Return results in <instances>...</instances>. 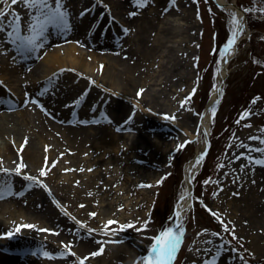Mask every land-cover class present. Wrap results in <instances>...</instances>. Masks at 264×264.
<instances>
[{"label": "rangeland", "instance_id": "rangeland-1", "mask_svg": "<svg viewBox=\"0 0 264 264\" xmlns=\"http://www.w3.org/2000/svg\"><path fill=\"white\" fill-rule=\"evenodd\" d=\"M227 1H235L249 10L246 12L247 23L250 14L254 18L259 17L262 22H257V32L249 26L243 27L237 51L228 61L224 86L219 102L214 106L215 115L212 114L210 121L209 145L205 148L208 151L203 155L204 159L194 173L192 202L185 209L181 220L184 223L185 236L174 264L210 262L218 245H225V248L216 258V264H243L237 259L238 253L247 260V264H264V166L250 163L255 158L264 159V154L254 155L249 152L251 148H264V144L259 140L250 139L256 136L264 140V11L254 9H264V0ZM54 2L55 0H50L53 5ZM93 4L94 0H66L67 9L70 11L69 24L73 26L68 33H82L85 39L95 43V50H103L106 53H112L122 47L125 51L123 58L138 63L135 76L140 77L136 82H132V86L135 87L134 90L138 87L148 93L146 99L144 95H138L142 97L140 103L138 98L109 88L103 81L99 82L93 78L90 73L67 65L49 74L41 71L39 79L35 82H19L15 76L21 71L23 74L22 65L26 61L18 60L16 64H10L9 72H0V75L5 74L7 78L5 84L0 80V97L15 101L10 106H1L2 111H15L18 115V111L25 107L24 102L20 101L27 96L30 88L37 87L40 93L47 88L54 95L61 93L64 97L74 94L79 98L86 93L83 108L91 106L93 115L98 109L93 101V96L96 95L106 114L102 119H85L89 123L84 125H94L91 121H98L102 129H121L117 131L121 135L131 128L136 134V147L141 146L140 152L138 155L134 153H137V150L134 151L128 146L127 137L121 138L117 152L105 151L103 148L94 151L92 146L87 147L89 152L83 151L77 158L91 159L97 165L80 170L78 183L83 185L87 180L94 178L99 193L85 201L89 203L84 205L85 207L67 210V201L61 197L63 194L56 186L59 182L77 186L71 180L74 171L72 166L76 165L77 158L64 157L65 146L57 144V141L55 143L53 140L56 139L48 135L49 140L54 143L53 146H56L55 153L61 154L52 161L57 169L63 172L58 182H52L48 173L45 177L33 174L47 186L43 188L33 185L38 189L37 193L47 207L42 205L44 210L34 209L35 213H31L8 200L14 212L8 219V216L1 213L6 201L0 200V224L7 226L10 221L22 224L19 212L24 211L32 218L31 224L35 228L47 229L49 235L50 232L62 230L61 235L74 241V245L64 251L68 256L67 264H79V260L85 256L88 257L85 264H139L141 258L148 255L154 242L153 238L175 221L176 204L185 189L186 166L193 160L197 151L206 145L203 131L191 138L187 128H191V131L197 128V117L203 112L212 89L218 83L217 72L224 60L218 49H222L232 31L236 30L237 24L233 20L240 22L242 17L236 8L220 6L214 0H176L175 6L171 5L170 0H151V3L143 8L137 7L135 0H99L97 6L93 7ZM9 5L10 0L8 4H0V10L15 14H21L20 11L26 13L21 14V34H29L25 31L27 10L19 7L20 11H17L15 8L19 4L10 7ZM86 9L90 10L89 13L81 16L80 13ZM133 11L137 13L136 16L129 15ZM232 13H235V17ZM176 16L182 20L178 19L181 23L180 30H173V26L177 25ZM12 19L11 15L5 17L6 22ZM123 28L129 29V32L124 34ZM7 31L10 29L6 27L5 33L0 34L5 38L4 42H7ZM57 34L50 30L47 41L54 38L51 42H60L57 44L61 46L46 43L41 49L44 53L46 50L52 51L54 47H63V42L71 40L67 35L58 38ZM48 45L49 49L46 48ZM81 45L83 46L79 50L87 53L89 48ZM26 58L23 57L24 60ZM1 67L3 65L0 63V69ZM170 103L176 104L179 109L176 116L167 114L170 113ZM35 107L32 106V115L39 112L38 106ZM77 108L81 109V104L77 105ZM113 108L116 110L112 111ZM65 111L69 113L70 109L65 108ZM245 112H248V116L241 118ZM161 113L163 117H159ZM130 116L132 122L126 123ZM145 124H152L155 129L149 132L137 131V134V125L142 127ZM14 136H0V167L13 173L9 176L0 172V186L9 184L13 177H17L14 170L19 164V156L10 157L6 154L11 142L17 148L22 143ZM157 139L160 141H156ZM239 144H245L247 147L239 148ZM41 145L40 143L39 146ZM155 145H160L159 149ZM181 145L183 147H180ZM65 164L68 169L63 170ZM140 164H146L142 169L150 172L151 176L138 175ZM27 166L34 172L47 170L45 166L33 165L30 162H27ZM64 173L70 174L69 178L64 177ZM23 175L30 174L21 172L20 176ZM206 180L209 181L207 184L204 183ZM108 185L110 190H103ZM19 190L25 192L23 188ZM233 193L238 195L234 196ZM109 201H114L115 206L105 210L109 207ZM8 212L10 210H7ZM90 213H96V216L93 217ZM108 220H115L117 223L105 228ZM76 221L85 225L84 229L79 230V236L69 231L78 229ZM123 223H133L135 228L120 231L119 225ZM225 224L229 228L227 233L223 230ZM88 229L94 231L87 233ZM113 229L117 231L115 236L112 235ZM233 230L236 239H233ZM104 232L108 235L105 236ZM212 233L218 235L213 236ZM4 234L5 232H0V238L3 237L2 242L0 241V252L14 256L19 264H59L56 262L59 260H51L52 263H49L50 260L43 258V248L49 246L61 250L58 246L51 245V242L37 236L19 234L13 238ZM97 240L109 242L97 244ZM208 240L213 243L208 244ZM17 242H20L19 247ZM16 246L18 249H13ZM101 247L104 248L101 255L92 257L91 253L99 251ZM72 252L76 255L72 256Z\"/></svg>", "mask_w": 264, "mask_h": 264}, {"label": "bare ground", "instance_id": "bare-ground-1", "mask_svg": "<svg viewBox=\"0 0 264 264\" xmlns=\"http://www.w3.org/2000/svg\"><path fill=\"white\" fill-rule=\"evenodd\" d=\"M219 1H225V0H219ZM19 7L25 8L24 5L19 4V6H16L15 9H17V11H20ZM20 12L21 14L26 15V13H24L23 11ZM21 14L18 15L20 16V20L22 22L23 19ZM168 16L170 17L171 14ZM175 18H177L176 20L177 25L173 26V30H180L181 23L178 22L179 16H176ZM179 21L182 20L179 19ZM93 27L95 26L93 25ZM77 33L79 32H73V33L66 32L59 35L57 34L56 36L58 38L66 37L67 35V37H70L71 40H68L66 43L63 42L64 43L63 47H57V48L54 47L55 49H53L52 51L46 50L47 52L44 53V51L40 49L39 51L32 53L31 55L25 56L27 57L26 60L23 59L24 56L18 54L15 51V48H12L15 47V45H12L8 41L4 42L3 48L6 54L0 55V63L3 65V67H1L2 69H0V72L2 73L9 72L11 70L10 64H16L17 62H19L18 60L26 61L25 64L22 65L24 66L23 74L21 71L19 75L15 76L17 79L16 81L23 82L24 80H27L30 81V83H32L37 81V79H39L41 71L43 72L45 71V73L49 74L55 69L67 65L82 72L86 71L90 73L92 77L94 76L93 78H95L99 82L103 81L109 88L116 89L118 91H123V93L132 96V98L135 99L138 98L140 103L142 102L141 100L142 97L140 98L138 95L142 94L144 95V98L145 96H148V93L141 91L138 87H136V90H134L135 87L132 86V82H136L137 79H139L140 77V76H135L137 75L136 67L138 66V63L136 64L133 63L132 60L124 59L123 55L125 51L122 49V47L115 49L114 52L112 53H106V51L104 52L103 50H95L94 48L95 43H92L90 40L85 39L82 33L79 34ZM240 37H241V33L238 32L236 44L233 46L232 50L228 53L226 61L223 60V62L220 63L217 72L218 83L212 89L209 100L207 102V105L203 113L197 117L198 119L197 128H193V131H191V128H187L190 130L189 136L191 138L197 135V133L200 131H203L204 133L207 134L209 133L210 121L212 118L211 109L214 108L213 100L216 99L222 88L223 85L222 79L226 76L228 72V61L236 53ZM53 39L54 38H51L49 42L46 41V43L49 45L54 44L55 46H61L57 44L60 42L57 43L51 42ZM81 44H84L89 48V51H87V53L79 50L83 46ZM9 45L11 46V49ZM49 45L46 46V48H48ZM61 52L63 53L62 55L60 54ZM29 61L31 62V64ZM6 79L7 78L5 74L0 75V80L4 82V84ZM0 89H2V85H0ZM31 99H38L39 102L43 104L44 107L48 110V112L51 113V115H46L45 112L40 109V107H38L39 112L37 114L32 115L31 114L32 106L35 107V105L31 103H26V100L30 101ZM77 99L78 98H76L74 94L64 97V95L62 96L61 93H59L58 95L56 94L54 95L52 92L49 91L48 93L41 96L39 88L37 87H34L33 89L30 88V91H28L27 96L23 97L21 101L19 100L20 102H24L25 107L21 108L18 111L19 113L17 115L15 114L17 113L15 111H10V110L2 111L3 105L10 106L12 103H15V101L6 100L3 97H0V136L3 137L5 135H11V136L15 135L23 143V144L21 143V145H19V147L17 148V146H15V144L11 142L6 149L7 150L6 154L10 157L19 156L18 158L19 163L21 162V158H22L23 162L26 163V165L27 162H30L33 165L45 166L47 168L46 172L48 173V176L50 177L52 182H58V178L63 172L61 171V169L58 170L57 169L58 167L52 166L54 163L52 159L54 160V158H57L61 155L59 153L57 154L55 153L56 146L55 145L53 146L54 144L53 141L55 143L57 141V144L61 146H65L64 157L77 158L80 156L81 152L82 154L84 153L83 151H86V153L89 152V149L87 147H91V146L93 147L91 149L94 151L103 148V150L105 151L111 150V152H117L120 147L121 138L127 137L128 146L131 147L134 151L137 150V153L134 152L135 154L137 155L139 154L140 152L139 149L141 146L136 147L135 145V143L137 142V138L135 137L136 134L134 133L135 131L132 132L131 128L125 130V134L121 135L113 127H111V130L107 127H104L102 129L100 123H95L94 125L92 124L85 126L84 123L81 122V121H85V119H94V118L102 119L103 116H105L106 110L104 109V106L102 105L100 106L99 104L100 100L97 98L96 95L93 96V101L95 103L94 105L98 106L96 107L98 109L97 112L95 111L93 115H92L91 106L85 109L83 108L82 103L85 99L81 102V106L83 109L82 108L78 109L77 105L74 106V102ZM170 104H171L169 107L170 113L167 114L170 115L172 114L171 117L176 116L179 109H177L176 104L175 105L174 103H170ZM143 106H146V104H143ZM65 108H69L70 112L68 113L67 111H65ZM113 110L116 109L113 108L112 111ZM163 116L164 115L162 113L159 115V117H163ZM137 126L138 127L135 128L136 132L137 131L149 132L150 130L155 129V127L152 124H145L142 127L139 125ZM48 135H51L56 140L53 141L49 140V138L47 137ZM25 137H27L28 140L27 144L24 143ZM156 141L159 142L160 139H157ZM40 143L42 144L41 146H39ZM22 145H24L23 151H21ZM146 145L148 146V144ZM155 146H157L159 149L160 145H155ZM134 147H136V149H134ZM202 148L198 150V153L203 151L205 147L203 149ZM255 153L256 152H251V154L254 155ZM256 154L258 155V153ZM46 157L48 161L47 166L45 165ZM261 159H263V157ZM150 162L154 163L153 161ZM75 163L76 165L72 166L74 171L71 180L74 181L77 184V186L72 187L63 182H59L56 186L58 191L63 194V196L61 197L67 201V206H66L67 210H70V208H77L80 205L89 204L88 202L85 203V201H87L90 198H93V195L99 193L98 189H96V186H98L96 184L97 181H95L94 178L87 180L85 183H83V185L78 183L81 176L80 170L84 168L90 169L97 164L93 163L91 159H87V158L86 159L77 158ZM103 163L107 164L106 162ZM196 163L197 162L193 159L186 166V171L184 174L185 189L181 195L183 199L180 197V201L176 204V209H175V213L178 211L180 212V217L179 218L177 217L178 219H181L183 217L184 211L190 203V199H191L190 191H191L194 173L200 167L199 164ZM143 165L146 167V164ZM144 166L140 164V167H138L139 168L138 175L139 176L143 175V177H145L147 174H149L151 176L150 172L147 173L145 169H142ZM62 169L63 170L68 169L67 165L65 164ZM22 172L23 174L28 173L32 176L33 174L34 175L39 174V172L37 171L34 172L28 166L27 168L23 169ZM69 175L68 173H64V177L68 176L69 178ZM21 177L22 176L13 177L12 181L9 182V184L0 186V197H2L0 200L2 202L6 201V203H3V211L1 213L6 217L8 216V219L12 216V214H14V212H12L13 208H11L12 205L11 203L7 202L8 200L13 201L17 206H21L20 209H27L31 213L33 212L35 213L34 209L44 210L45 207H42V205L46 206L41 200L42 197H40V195L37 193L38 189L35 188L34 186L28 187L27 185L29 184V182L24 181ZM95 178L98 179L97 177ZM81 185L82 187L80 188ZM21 188H23L25 192L19 190ZM103 190H107V191L110 190L109 185L108 187L106 186L105 188H103ZM43 197L45 198L44 195ZM101 200L104 201V199ZM1 201L0 204H2ZM95 205L98 206V204ZM112 205L115 206V202L109 201V205H107L109 207L106 208L105 210H110ZM7 210H10V212L7 213ZM44 212H46V210ZM24 213H25L24 211L19 212L20 222L23 221L22 224H16L15 222H11V221L6 224L7 226H2L0 224V229H2L0 232L2 233L5 232L4 235L8 237H13L21 234L27 236L28 235L37 236L41 239H45L46 241L51 242V245L55 247L58 246L61 250L49 246L43 248L42 250H44V253H48V256L44 255L43 258L50 260L48 261L49 263H52L51 260L53 261L59 260L56 262H58L59 264H67L68 256L64 251L66 249L71 248L72 247L71 245H74V241L64 235H61L60 233H62V230L58 232L59 234H53L52 232H50L49 235L46 231H40V228H38L37 226L36 227L38 229L35 227H33L32 229L23 227L25 224L32 223V218L28 214L26 213L24 214ZM47 217L49 216L47 215ZM18 227L20 230L17 232L16 229ZM2 239L3 237L0 238V241ZM19 243L20 242L16 243L18 247L20 245ZM68 245H70V247H67ZM17 246L13 247V249H18ZM62 251L64 253L63 256H61ZM54 256L56 258H53ZM0 264H19V262L17 259H15L14 256L0 252Z\"/></svg>", "mask_w": 264, "mask_h": 264}, {"label": "snow or ice", "instance_id": "snow-or-ice-1", "mask_svg": "<svg viewBox=\"0 0 264 264\" xmlns=\"http://www.w3.org/2000/svg\"><path fill=\"white\" fill-rule=\"evenodd\" d=\"M137 7L143 8L146 4H150L151 0H135ZM99 3V0H94L93 7L97 6ZM170 3L172 6H175L176 0H170ZM0 4H8V0H0ZM22 4L25 6V9L27 10V18L25 20V31L29 34L23 35L21 34V20L20 16L18 14L12 13L8 10H0V34L5 33L6 27L10 29V31L6 32V39L9 43L12 45H15V50L18 54L22 56H28L32 53H35L39 51L40 49L44 48L45 43L48 39L49 32L52 30L55 33L62 34L68 31H71L72 25L69 24V16L70 11L67 9L66 6V0H55L54 5L53 3H50V0H10V5H18ZM90 10H84L80 13L81 16H84L89 13ZM244 11H249L248 9H244ZM260 11H264V9H260ZM11 15L13 19L11 21H5V17ZM130 16H136L137 13L135 11L129 13ZM232 16L235 17V13H232ZM234 23L237 24V29L232 31L231 37L227 39V42L223 45L222 49H218V53L221 56L222 59L226 61L228 53L232 50L233 46L237 42V34L238 32L242 33L244 31L243 28V21L237 22L235 19L233 20ZM122 32L124 34H127L129 32V29L123 28ZM4 37L0 36V55H4L5 50L3 48L4 43ZM51 83V80L49 81ZM49 89L45 88L43 92L40 93V95H44L48 93ZM143 91V90H141ZM182 91V90H181ZM195 88L193 89V92H195ZM27 95V94H26ZM86 93L81 95L75 102L74 106L81 104V102L85 99ZM190 99V97H189ZM219 101H217L218 103ZM26 103H31L33 105H36L40 107L42 111L45 112L46 115H51L50 112L44 107L43 104L39 102L38 99H31L30 101L26 100ZM67 107V105H66ZM213 116L215 115L216 109H211ZM248 116V112L243 113V117ZM82 123H89V121H81ZM132 117L130 116L126 123H131ZM91 123H98V121H91ZM111 123V121H109ZM237 123H239V120H237ZM121 129L117 128L116 131H120ZM204 135H207L205 133ZM252 140H259L261 144H264V140H260L259 137L252 136L250 137ZM28 140L27 137H25L24 143L27 144ZM180 147H183L181 145ZM239 148H245L247 147L245 144H239L237 145ZM24 150V145L21 146V151ZM249 152H256L260 154H264V148L256 147L249 149ZM237 159H240L241 157H236ZM204 159V156L201 155L199 159L197 160V163L202 161ZM250 163L253 165H259L264 166V159L261 158H255L254 160H251ZM48 161L47 157L45 158V165L47 166ZM0 165H2V161H0ZM55 166V163L52 165ZM223 167V165H221ZM27 168L26 163L23 162V159L21 158V162L17 164L14 174L17 176L21 175V172L23 169ZM83 170V169H81ZM91 171V170H90ZM0 172H2L5 175H12L13 173L10 172L7 168L0 167ZM47 175V172L43 169L39 172L40 177H45ZM24 181L29 182L27 185L28 187H31L35 185L36 187H43L46 188L47 186L44 185L37 177H34L32 175H23L21 177ZM209 181H205L204 183L207 184ZM215 183V181H213ZM255 183V181H253ZM140 187H150L149 185H140ZM51 195V193H49ZM233 195H238V193H233ZM2 198V197H0ZM183 199V197H181ZM79 207L83 208L84 205H80ZM66 215V214H65ZM89 215L95 217L96 213H90ZM213 215H216L213 213ZM176 217H180V212L175 213ZM75 220V217L72 218ZM183 219V218H181ZM117 221L115 220H108L107 224L105 225V228H107L110 225L116 224ZM223 223V221H221ZM76 224L79 226L77 230H69L72 232L73 235L79 236L80 229H84L85 225L82 224L80 221H76ZM147 225L145 224V227ZM23 227L32 229L34 225L32 224H25ZM135 228V225L133 223H123L119 225V230L124 231L126 229H133ZM20 229L19 227L16 229L18 232ZM139 230V229H137ZM224 232H229L228 226L224 225ZM40 231H48L47 229H40ZM94 230L88 229L87 233H92ZM86 233V234H87ZM53 234H59L58 231ZM105 236L108 235L107 232L103 233ZM117 234V231L115 229L112 230V235L115 236ZM213 236H217V233H212ZM185 236L184 231V223L181 222L176 225L175 229L172 227H167L163 231L160 232V234L156 237H154V242L152 243L150 247V251L147 256H144L141 258V261L139 264H174V261L176 259L177 253L180 250L181 247V241L183 237ZM83 239V237H80ZM91 238V237H90ZM233 239H236L234 235L233 230ZM97 244H107L109 241H95ZM208 244H212L213 241L208 240ZM67 247H70L68 245ZM225 248V245H218L215 249V255L213 256L212 260L205 261L204 264H216V258L220 256L221 250ZM104 251V248L101 247L99 251H94L91 253L92 257H97L101 255V253ZM45 256H48V253H44ZM64 253H61V256H63ZM72 256H75V252L71 253ZM237 259L239 261H242L243 264H247V260L240 256L239 253L237 254ZM88 260V257L85 256L83 259L79 260V264H85V261Z\"/></svg>", "mask_w": 264, "mask_h": 264}, {"label": "trees", "instance_id": "trees-1", "mask_svg": "<svg viewBox=\"0 0 264 264\" xmlns=\"http://www.w3.org/2000/svg\"><path fill=\"white\" fill-rule=\"evenodd\" d=\"M257 10H260V8H256ZM249 25H250V27L252 28V29H255L256 30V32H257V28H256V24H257V22L258 23H260V22H262L259 18H254V17H252L251 15H250V17H249ZM256 22V23H255Z\"/></svg>", "mask_w": 264, "mask_h": 264}, {"label": "water", "instance_id": "water-1", "mask_svg": "<svg viewBox=\"0 0 264 264\" xmlns=\"http://www.w3.org/2000/svg\"><path fill=\"white\" fill-rule=\"evenodd\" d=\"M217 3L219 4V5H222V6H225V5H227L228 3H224V2H218L217 1ZM233 5H235V6H237L236 5V3H232ZM239 8V7H238ZM243 13H244V9H242V8H239ZM217 100V99H216Z\"/></svg>", "mask_w": 264, "mask_h": 264}]
</instances>
